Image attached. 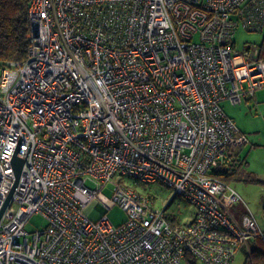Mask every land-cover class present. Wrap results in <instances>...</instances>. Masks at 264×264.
Returning <instances> with one entry per match:
<instances>
[{"label": "built area", "instance_id": "built-area-1", "mask_svg": "<svg viewBox=\"0 0 264 264\" xmlns=\"http://www.w3.org/2000/svg\"><path fill=\"white\" fill-rule=\"evenodd\" d=\"M28 11V56L0 71V264H233L264 238L251 212L235 219L227 204L244 200L216 176L248 143L222 103L264 88L260 47L235 41L264 31V0H29ZM157 183L172 190L164 209L148 193ZM176 198L190 221L169 212ZM95 200L98 221L84 214ZM35 214L48 226L29 233Z\"/></svg>", "mask_w": 264, "mask_h": 264}, {"label": "rangeland", "instance_id": "rangeland-1", "mask_svg": "<svg viewBox=\"0 0 264 264\" xmlns=\"http://www.w3.org/2000/svg\"><path fill=\"white\" fill-rule=\"evenodd\" d=\"M263 38L264 34L261 32L248 33L241 28L235 35L237 48L240 50L251 45H261ZM1 69L0 65V71ZM222 108L248 139L235 167L236 173L228 180V184L241 195L244 203L241 202L236 206L227 205L238 218L240 217L238 211L247 212L251 207L252 211H249L256 215L257 220L264 221V185L252 180L264 182V88L258 91L256 98L245 100L239 105L226 101L222 103ZM103 193L113 198L110 189H106ZM148 193L156 199L155 206L159 209H164L173 197L172 190L160 183L150 185ZM169 212L176 216L179 223H185L194 217L195 209L186 200L176 198ZM84 214L92 221L100 220L103 213L98 201L95 200L84 207ZM108 217L115 227L121 226L128 219L127 213L118 205L108 212ZM47 226V220L42 215L35 214L27 223L26 230L33 233L36 230H44ZM244 263L245 255L240 252L233 264Z\"/></svg>", "mask_w": 264, "mask_h": 264}, {"label": "trees", "instance_id": "trees-1", "mask_svg": "<svg viewBox=\"0 0 264 264\" xmlns=\"http://www.w3.org/2000/svg\"><path fill=\"white\" fill-rule=\"evenodd\" d=\"M28 9L29 0H0L1 66L7 64L8 62L24 61L28 56V34L30 30ZM262 33L264 34V31ZM259 47L261 50V57L264 59V38ZM234 171L232 170V172H230L226 170L217 173L216 176L228 183V180L236 173ZM252 180L254 182H260L264 185V182L257 179ZM244 255V264H264V247H253L249 252H245Z\"/></svg>", "mask_w": 264, "mask_h": 264}, {"label": "crops", "instance_id": "crops-1", "mask_svg": "<svg viewBox=\"0 0 264 264\" xmlns=\"http://www.w3.org/2000/svg\"><path fill=\"white\" fill-rule=\"evenodd\" d=\"M258 93V92H257ZM257 93H256V96H257ZM256 96L254 97V98H256ZM234 206H236V205H234ZM228 209H229V211L232 213V215L235 217V219L239 222V223H241V220H242V216L243 215H245L247 212H251L252 211V209H251V207H250V209L249 210H251V211H249V210H247V212L246 211H238L239 212V214H240V217L238 218L235 214H233V212H232V210L228 207ZM252 213V212H251ZM255 217H256V215L254 214V213H252ZM257 219V218H256ZM258 222H259V225H261L262 227V229H263V231H264V221H260V220H258ZM253 247H261V248H263L264 247V239L262 238V237H259V238H257L256 240H252V241H250L249 242V244L247 245V246H244L242 249H241V252H243L244 254H245V252H248L247 250H250V249H252ZM250 248V249H249Z\"/></svg>", "mask_w": 264, "mask_h": 264}, {"label": "water", "instance_id": "water-1", "mask_svg": "<svg viewBox=\"0 0 264 264\" xmlns=\"http://www.w3.org/2000/svg\"><path fill=\"white\" fill-rule=\"evenodd\" d=\"M24 164H25V161L22 160V159H19V158H15L14 159V167H15V172H16V176L17 178L19 179L21 173H22V169L24 167ZM11 197V196H10ZM6 208V207H5ZM5 208L4 210L0 213V221H1V218L3 216V213L5 211Z\"/></svg>", "mask_w": 264, "mask_h": 264}]
</instances>
